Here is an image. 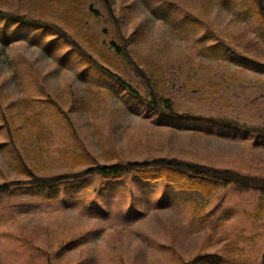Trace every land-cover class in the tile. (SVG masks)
Listing matches in <instances>:
<instances>
[{
  "label": "rangeland",
  "instance_id": "1",
  "mask_svg": "<svg viewBox=\"0 0 264 264\" xmlns=\"http://www.w3.org/2000/svg\"><path fill=\"white\" fill-rule=\"evenodd\" d=\"M168 1L202 13L208 25L196 34L156 21L151 11L158 13L162 0H110L108 8L98 0H81L72 10L73 0H0L3 9L63 27L94 60L138 88L144 84L142 74L166 76L176 108L202 116L185 129H177V123L160 126L158 115L144 104L128 101L122 91L109 93L110 85H101L104 94L89 89L78 78L81 68L62 67L42 48L27 41L0 45V184L31 178L13 151L8 120L39 177H76L97 165L156 158L264 177V149L254 147V139L245 141L238 132V139L224 140L199 131H221L218 118L264 126V77L196 54L203 48L198 39L212 27L227 42L264 59V31L255 20L234 16L212 1L207 7L203 0ZM113 39L126 44L128 56L133 54L129 61L114 56ZM48 93L64 105L63 115L26 120L27 113L52 111L45 104ZM72 95L77 100L73 107L68 104ZM45 140L50 149L39 152ZM97 178L67 180L56 191L22 185L0 193V264H184L197 255L263 264L264 218H251L254 191L220 189L203 213L214 210L213 217L199 228L189 202L175 201L176 192L163 182L140 185L154 199L138 193L132 203L121 193L134 185L129 177L126 189L120 185L117 193L103 197L93 191L113 184Z\"/></svg>",
  "mask_w": 264,
  "mask_h": 264
},
{
  "label": "trees",
  "instance_id": "2",
  "mask_svg": "<svg viewBox=\"0 0 264 264\" xmlns=\"http://www.w3.org/2000/svg\"><path fill=\"white\" fill-rule=\"evenodd\" d=\"M98 1L105 7H110V0ZM162 1L163 5L159 8L158 13L157 11H151V15L156 21H161L163 24L165 23L175 28L179 27L181 31H194L196 34L198 33L199 27L203 28L208 25L202 13L196 12L193 9L177 7L173 2L168 0ZM203 1V7H207V3L212 1L214 5L220 9L232 11L234 16L243 18L244 20L253 19L264 31V0ZM80 2L81 0H73L70 10ZM109 18L112 20V23L118 27V19L112 14H110ZM173 19L176 20V22H174ZM198 40L203 47L196 52L199 57L218 63H223L225 61L229 63L230 66H236L247 72H252L260 77H264L263 58L256 53H247V51L241 49L239 46L227 42L223 37L218 35L212 27L202 34ZM26 41L34 47L42 48L43 54L51 59L57 60L62 67L73 64L76 68H81L82 70L78 74V78L82 84L89 89H94L104 94L103 91L105 88L101 85H110L111 88L109 89V93L111 92L112 94L114 91H122L125 95L124 97L130 99L128 101L144 104L148 110L158 115L157 117H159L158 119L160 120L158 123L160 126H169L170 123H177V129H185L191 127L192 123L202 118V116L185 114L186 109L185 111H180L176 108L173 99L174 93L171 92L170 87L167 85L166 76H162L161 74H159V76H154L146 71L147 74H142L141 81H139L144 82L143 87L138 88L136 85L134 86L129 82L130 80L124 79L122 75L111 71L109 67L94 60L63 27L41 16L22 14L0 7V45L3 48H9L15 43ZM122 41L125 42L123 39ZM210 41H215V44L207 48L206 44ZM125 45L126 44H119L114 39L110 41V47L114 52V56L129 61L133 54L130 52L128 56ZM48 96L51 98H48L45 104L50 105L52 111L50 112L47 110L45 113L41 112L40 114L27 113L25 116L26 120H35L39 115L43 114L47 118H53L56 113L58 116L63 115L64 112L61 106L64 105L61 101L57 97L51 96L49 93ZM24 101L29 100L26 98ZM76 102L75 95H72L68 104L73 107L77 105ZM215 122L222 126L223 129L221 131L213 129L208 131L199 129V131L205 133L206 136L216 135L219 139L224 140H236L239 137L238 132H242L244 135L243 140L248 141L254 139V147L264 149V126L253 127L246 122L238 120V123L226 118H218ZM5 128L13 141L14 153L19 158V161L24 164L31 178L26 182L8 181L1 183L0 193H8L12 189H16L22 185H29L28 187L30 189L37 191H56L64 186L67 180H74L77 178V181H79L85 177H98L97 179H104L113 184H108L104 188L100 187L93 191L98 197H103L106 192L112 194L117 193L118 186L120 185L126 189V185L123 184L129 177L128 180L131 179L132 184L137 185L139 189L136 191L134 190V185H131L128 193L121 192L131 198H128L130 202L134 203L132 198L135 197L134 194L137 195L138 193L142 195L144 200L154 199V196L146 185L163 182L165 187L176 192L175 201L189 202L192 208L191 212H193V224L199 228L207 226L215 213L213 210L203 214L208 210L212 199L215 198L220 189L228 187H233L236 191L240 189L254 191L255 193L253 195L256 197V207L251 214V218L254 221H259L264 218L263 176L244 175L233 169H221L210 165L186 163L176 159L162 160L156 158L151 159V161H128L127 163L118 162L103 166L97 165L88 168L85 170V173L76 177H72L74 175L73 173L39 177L32 173L31 165L17 145L9 120L5 123ZM42 129H46V127ZM231 131H235L237 134L233 136ZM249 136L253 137L250 138ZM47 149H50V145L45 140L43 144L39 146L38 151L44 152ZM86 181L88 182V180ZM142 184H146L145 187H139ZM69 188L71 190L74 186ZM223 258L222 256V258H219L220 261L216 262L213 256L197 255L184 264H230L228 258H225V260Z\"/></svg>",
  "mask_w": 264,
  "mask_h": 264
}]
</instances>
